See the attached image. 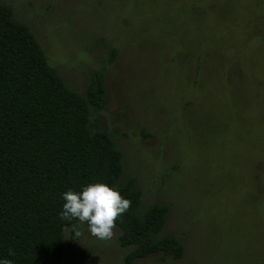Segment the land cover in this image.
Returning <instances> with one entry per match:
<instances>
[{"label": "rangeland", "instance_id": "rangeland-1", "mask_svg": "<svg viewBox=\"0 0 264 264\" xmlns=\"http://www.w3.org/2000/svg\"><path fill=\"white\" fill-rule=\"evenodd\" d=\"M65 86L103 73L97 121L142 207L183 255L132 264H264V0H0ZM115 56L108 63L110 52ZM64 232L61 264H123L120 230Z\"/></svg>", "mask_w": 264, "mask_h": 264}, {"label": "trees", "instance_id": "trees-1", "mask_svg": "<svg viewBox=\"0 0 264 264\" xmlns=\"http://www.w3.org/2000/svg\"><path fill=\"white\" fill-rule=\"evenodd\" d=\"M114 56L112 50L108 63ZM104 100L102 72L84 95L67 88L29 27L0 3V257L61 264L64 232L77 239L78 222L58 216L60 194L89 183L114 187L131 202L115 220L118 243L129 249L123 264L183 255L180 239L159 236L169 206L142 207L135 179L118 183L124 153L97 121Z\"/></svg>", "mask_w": 264, "mask_h": 264}, {"label": "clouds", "instance_id": "clouds-1", "mask_svg": "<svg viewBox=\"0 0 264 264\" xmlns=\"http://www.w3.org/2000/svg\"><path fill=\"white\" fill-rule=\"evenodd\" d=\"M60 196L63 203L58 216L62 220H75L87 225L89 233L100 239L112 237L116 218L125 213L131 203L114 187L104 183H89L79 191L69 188ZM0 264H13V261L0 257Z\"/></svg>", "mask_w": 264, "mask_h": 264}]
</instances>
